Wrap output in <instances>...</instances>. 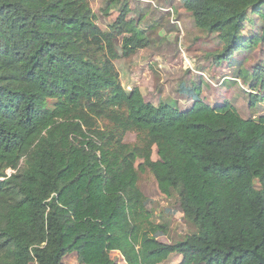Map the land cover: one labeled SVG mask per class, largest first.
I'll list each match as a JSON object with an SVG mask.
<instances>
[{"label":"trees","instance_id":"obj_1","mask_svg":"<svg viewBox=\"0 0 264 264\" xmlns=\"http://www.w3.org/2000/svg\"><path fill=\"white\" fill-rule=\"evenodd\" d=\"M180 2L196 29L223 44L215 64L248 47L242 24L264 7ZM113 8L103 31L87 0H0V264H62L73 253L78 264H162L172 255L178 264H260L264 116L245 120L198 94L179 111L126 92L114 63L149 43L126 0H109L105 14ZM136 170L178 196L194 233L158 241L168 228L153 223Z\"/></svg>","mask_w":264,"mask_h":264},{"label":"rangeland","instance_id":"obj_2","mask_svg":"<svg viewBox=\"0 0 264 264\" xmlns=\"http://www.w3.org/2000/svg\"><path fill=\"white\" fill-rule=\"evenodd\" d=\"M87 1L96 16V25L104 31L114 22L118 10L113 8L105 14L109 0ZM126 1L131 9L129 19L139 22L149 43L144 49L114 63L126 92L137 88L145 102L155 106L168 104L179 111L190 109L192 96L198 94L197 99L205 105H231L242 119L264 116V88L259 82L260 79L264 81V43L258 39L264 34V7L258 15L248 12L242 24L240 35L244 41H249L248 47L234 53L229 60L215 64L213 57L223 50V44L216 35L195 28L180 0ZM116 46L120 49L119 39ZM256 76L260 79L255 80ZM51 105L50 101L49 107ZM134 141L133 134L124 138L125 143ZM157 159L153 149L152 160ZM136 172L137 188L145 198V207L153 223L165 224L168 228L167 235L159 237L158 241L174 244L194 233V227L184 221L179 211L178 196L160 194L149 171ZM111 258L123 262L118 253H112ZM180 261L181 257L172 255L162 264ZM62 264H78L76 255L65 256Z\"/></svg>","mask_w":264,"mask_h":264},{"label":"water","instance_id":"obj_3","mask_svg":"<svg viewBox=\"0 0 264 264\" xmlns=\"http://www.w3.org/2000/svg\"><path fill=\"white\" fill-rule=\"evenodd\" d=\"M254 185H256V181H254ZM253 253L256 254L255 251ZM257 258L259 259L260 264H264V257L257 256Z\"/></svg>","mask_w":264,"mask_h":264}]
</instances>
